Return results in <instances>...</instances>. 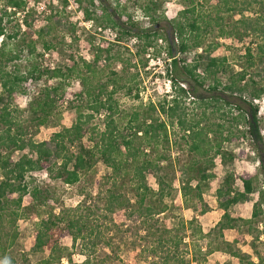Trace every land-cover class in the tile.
<instances>
[{"label": "trees", "instance_id": "trees-1", "mask_svg": "<svg viewBox=\"0 0 264 264\" xmlns=\"http://www.w3.org/2000/svg\"><path fill=\"white\" fill-rule=\"evenodd\" d=\"M29 1L0 0V36H3L0 43V258L5 256V264H22L11 255L19 236L16 224L20 218L35 215L38 218L35 250L49 252V258L45 259L47 264L62 262L64 257L71 264L72 256L56 242L58 244L62 236H71L74 244L85 241L87 234L96 230L92 217L103 209L113 215V223L115 215L138 220L146 233L158 235L157 244L143 256L145 264H184L185 257L178 253L184 237L177 231L193 227L196 218L182 219L174 225L165 223L161 215L170 217L177 203L202 214L209 211L204 193L215 177V159L221 156L226 163L235 158L223 144L232 142L237 134L249 141L264 168V128L259 115L260 106L256 102L264 95V75L261 69L258 70L259 65L264 70V0H183V8L169 21V35L162 33L161 27H156L162 18L159 10L167 0H130L132 6L140 7L153 23L148 27L133 19L127 7L120 9L122 0H117L118 6L112 10L104 5L105 0H77L80 4L87 1L89 6L98 4V12L85 8L86 18L110 24L118 30V39L129 36L144 40L139 54H146L156 47L160 38L168 42L170 61L166 69L171 91L130 113L124 127L116 118L120 109L115 94L137 75L128 78L124 73L98 66L104 52L107 53L105 61L123 60L121 54L113 52L110 46L99 45L91 62L75 61L71 66L43 68L36 59L27 71H21L16 65L13 70L8 69L10 62L19 57L16 47L21 46L23 50L26 46L30 53L37 49L38 39L31 30L32 10L23 17L21 24L25 29L17 23V30L11 33L4 24L6 16L9 22L19 11H25ZM126 13L128 20L122 21V15ZM236 15L240 17L236 19ZM71 30L75 32L74 28ZM22 31L24 35L20 36ZM39 36L45 49L49 50L52 43L43 38L44 30L39 31ZM250 37L252 43L245 47L239 69L233 67L227 55L218 54L221 38H232L239 43ZM12 41H21V44L16 43L13 47ZM190 52L194 53L193 59L185 56ZM180 53L184 56L179 57ZM126 70L127 64L123 72ZM30 77L37 82L43 78L46 81L27 104L31 116L28 122L38 130L41 126L53 124L59 102L67 97L66 81L77 79L84 86L74 92L76 101L69 104L76 111L75 120L70 126L53 133L50 139L36 141L28 137L26 131L30 124L19 122L11 107L12 99ZM128 88L131 93L133 88ZM187 99L197 104L198 112L192 116L184 106ZM224 106L237 110L233 120L237 122L238 133L225 129L224 123L212 121V116ZM97 115L104 116L102 130L93 122ZM86 137L92 145L84 143ZM183 142L188 157L181 163V158L173 156L171 149ZM25 150L28 152L17 159L14 157L16 152ZM97 158L111 169L106 175L111 185L104 196L100 193L97 197L86 195L77 205L63 206L57 211V201L51 191L35 183V173L45 170L51 179L74 185ZM178 164L184 179L181 196L177 199L173 185ZM149 175L154 176L156 187L150 184ZM239 178L241 187L237 188V176L233 172L227 173L217 189L223 214L214 230L221 233L226 229H237L241 220L252 223L262 211L263 197L254 202L252 217L246 219L233 215L231 207L250 200L256 190L254 173H244ZM169 198L174 204L168 203ZM46 204L49 212L44 216L41 208ZM198 231L203 233L201 227ZM223 242L226 247L218 245L216 249L225 250L236 258L240 256L239 251L231 249L232 242ZM96 244L93 241L88 246ZM163 248L167 250L166 255L160 258V249ZM91 260L92 255L85 253L80 264H91ZM261 261L255 263L251 260V264H264V259Z\"/></svg>", "mask_w": 264, "mask_h": 264}, {"label": "rangeland", "instance_id": "rangeland-1", "mask_svg": "<svg viewBox=\"0 0 264 264\" xmlns=\"http://www.w3.org/2000/svg\"><path fill=\"white\" fill-rule=\"evenodd\" d=\"M30 0L25 8V11H19L16 17H11L8 22L6 16L4 24H6L8 32L17 30V23L23 22L25 13L32 10V28L34 31V38L38 39L37 49L35 53H30L29 49L24 46L16 47L15 51L19 57L14 59L9 64L10 70L20 67L21 71H27L31 63L36 59L42 64V67H56V66H71L75 61L86 60L91 62L93 60L94 51L100 46H110L113 52H119L123 60L105 61L107 53L104 52L103 60L100 61L98 66L109 70H116L121 74L124 73L126 77L131 78L133 74L137 76L135 79L130 80L126 85H123L115 94L118 100L120 112L116 115L120 126L126 125L130 113L134 110L142 109L141 105H146L151 99L158 100L164 94L171 91V80L167 74V64L170 59L167 55L168 42L165 38H160L157 46L148 50L145 53L139 54L141 45L144 40L131 38L129 36H122L118 39V30L113 28L110 24L105 22H97L94 19H87L85 8L89 7L95 12L100 11V7L92 5L89 6L87 1L80 4L77 0ZM104 5L108 6L111 10L118 6L117 0H105ZM125 6L127 11L132 14L133 19L140 21L143 27L152 26L153 23L144 16L140 7L132 6V1L122 0L120 9ZM184 6L183 0H167L164 2L159 14L162 17L157 23L156 27H161L162 33L168 34L170 31L169 21L177 16L179 10ZM128 14H123L121 20L127 21ZM236 15L235 18H239ZM7 21V22H6ZM23 29L25 25L21 24ZM75 30L73 32L71 29ZM44 30V36L52 47L46 50L42 37L39 36V31ZM24 35L22 31L20 36ZM19 36V37H20ZM3 36H0V43ZM221 45L218 48L219 55H227L233 67L237 70L240 67L243 59L242 55L245 53V47L252 43L251 37L246 38L244 41L236 42L232 38H221ZM12 46L21 41H12ZM29 42V41H26ZM253 47L255 45L253 44ZM179 57L184 56L180 53ZM189 59H193L194 53L190 52L185 54ZM130 61V64L127 62ZM127 64V69L123 72L124 66ZM16 65V66H15ZM106 65H108L106 67ZM83 66V65H82ZM262 75V65L258 66ZM84 72L86 67L83 66ZM45 78L35 81L30 77L23 83L22 90L11 101V107L17 120L21 123H28L30 119V112L27 109L28 101L31 97L37 94L45 83ZM67 97L64 101H60L56 108V115L53 124L41 126L38 130L36 126L30 124L26 131L28 137L36 141L50 139L53 133L61 130L65 126H70L76 117V111L69 107L70 101H76L74 92L84 89L82 83L77 79L66 81ZM128 86H131L132 92H129ZM2 88L0 86V93ZM138 94L139 96H136ZM74 99V100H73ZM187 99L184 106L187 112L192 116L198 112L196 103ZM260 106L261 125L264 128V95L256 101ZM74 103V102H73ZM222 110L218 111L212 116L214 123H224L225 129L230 128L234 133H238V125L234 117L237 115V110H233L227 106L221 107ZM93 122L99 127L100 130L104 129V116L97 115ZM240 125H242L240 123ZM241 127V126H240ZM228 130V129H227ZM240 135V134H237ZM232 142H225V150L232 152L235 155L234 159H228L223 163L221 156L215 159L213 172L215 177L211 179L210 188L204 193V199L209 204V211L202 214L193 208L185 207L177 203L170 217H164L165 223H172L178 225L182 219H191L195 216L196 222L193 227L181 229L178 235L184 237V242L180 244L178 253L185 257L184 264H251V260L259 263L264 259V202L261 204L260 212L257 218H253L252 223L240 221L237 229H226L221 233L214 230L216 224L221 219L223 211L217 199V189L221 187L227 173H235L237 176V188L241 187L240 176L244 173L252 172L256 175V190L251 195L250 200L240 201L231 207V212L234 216L242 218L252 217L254 202L259 201L260 198L264 199V168L259 161V156L255 149L251 146L247 139L240 136ZM240 137V138H237ZM84 143L88 146L92 145L89 138L84 139ZM28 152L18 151L14 157L17 159L23 153ZM173 156H179L181 163L187 161L186 144L183 142L181 145H176L171 149ZM111 169L99 158L93 163L92 167L84 172L81 180L74 184H64L61 181L51 179L48 173L44 171L35 173V183L40 184L43 189H49L51 195L57 201V211L63 206L77 205L86 195L97 197L100 193L102 196L106 195L111 182L107 180L106 175H109ZM149 182L153 186L156 185L154 176H148ZM184 174L182 173L179 164L177 166V179L173 185V194L177 199L181 196V186ZM1 180V171H0ZM168 203L174 204L172 198L168 199ZM49 212V205L41 208L42 215L46 216ZM98 215V216H96ZM113 223V215L99 209V212L92 217L94 229L96 230L87 234V238L77 241L75 244L71 236H62L58 240V244L65 249V253L72 256L73 263L80 264L85 259V253L92 255L91 264H145L142 260L143 256L148 253L152 245L157 244L158 235L146 233L145 230L140 228L138 220L125 219L115 215ZM38 218L35 215L25 216L17 221L16 229L18 231V239L11 249V255L22 264H47L45 259L49 258L48 251H37L34 248L35 243V223ZM164 223V222H163ZM201 227L204 235L198 231ZM154 229H152V232ZM237 241H234L235 239ZM97 242L95 246L92 245ZM223 241L232 242L231 249L239 251L238 258L232 256L225 250L216 249L218 245L224 247ZM87 242V243H86ZM55 245V247H56ZM89 247V249L86 247ZM212 251L210 252V250ZM166 248L160 249L159 257L162 258L166 255ZM10 254V252H9ZM65 254V255H66ZM7 263L4 257L0 258V264ZM262 263V261H261ZM264 263V262H263ZM48 264H68V258L64 257L62 262L54 261Z\"/></svg>", "mask_w": 264, "mask_h": 264}]
</instances>
